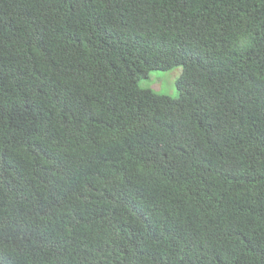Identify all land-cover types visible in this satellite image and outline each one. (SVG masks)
Wrapping results in <instances>:
<instances>
[{
  "label": "trees",
  "instance_id": "trees-1",
  "mask_svg": "<svg viewBox=\"0 0 264 264\" xmlns=\"http://www.w3.org/2000/svg\"><path fill=\"white\" fill-rule=\"evenodd\" d=\"M0 264H264V0H0Z\"/></svg>",
  "mask_w": 264,
  "mask_h": 264
},
{
  "label": "rangeland",
  "instance_id": "rangeland-1",
  "mask_svg": "<svg viewBox=\"0 0 264 264\" xmlns=\"http://www.w3.org/2000/svg\"><path fill=\"white\" fill-rule=\"evenodd\" d=\"M181 68L174 67L170 70H152L148 76L139 80L138 85L149 88L158 94L176 96L175 80L180 74Z\"/></svg>",
  "mask_w": 264,
  "mask_h": 264
}]
</instances>
